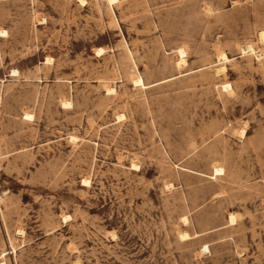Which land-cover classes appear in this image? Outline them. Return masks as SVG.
Masks as SVG:
<instances>
[{
  "label": "rangeland",
  "instance_id": "374dc122",
  "mask_svg": "<svg viewBox=\"0 0 264 264\" xmlns=\"http://www.w3.org/2000/svg\"><path fill=\"white\" fill-rule=\"evenodd\" d=\"M0 29V264H264V0H0Z\"/></svg>",
  "mask_w": 264,
  "mask_h": 264
},
{
  "label": "bare ground",
  "instance_id": "6f19581e",
  "mask_svg": "<svg viewBox=\"0 0 264 264\" xmlns=\"http://www.w3.org/2000/svg\"><path fill=\"white\" fill-rule=\"evenodd\" d=\"M110 1V3L111 2H113L114 0H109ZM6 34H5V31L3 30V29H0V36H5ZM259 39L261 40V41H263L264 42V31H261L260 32V34H259ZM250 49H252V46L250 45V47H249ZM249 49V50H250ZM97 50V53L98 54H102L103 52H104V50L102 49V48H97L96 49ZM178 54L180 55V59H179V64H182L184 61H185V59H184V54H185V50L183 49V48H179L178 49ZM220 59L221 60H226V56H225V54L224 53H221L220 54ZM48 60V59H47ZM224 70V67H219L217 70H216V73L218 72H221V71H223ZM12 74L13 75H17L18 74V70H13L12 71ZM132 80H133V82L132 83H134L135 85H140V86H143L142 85V81H141V79L139 78V77H136V78H132ZM228 87H229V84H224L223 85V88L224 89H228ZM110 91V90H109ZM67 102H65L64 104H66ZM66 106V105H65ZM25 115V114H24ZM241 134H243L244 133V129L243 130H241V132H240ZM222 172V169L221 168H219V167H215L214 168V173L215 174H220ZM83 182H84V184L85 183H88V179H83ZM64 218H66V217H64ZM234 220H235V216L233 215V214H231V216H230V222H234ZM183 236H187V235H184L183 234ZM2 264H5V263H2ZM77 264H80V263H77Z\"/></svg>",
  "mask_w": 264,
  "mask_h": 264
}]
</instances>
